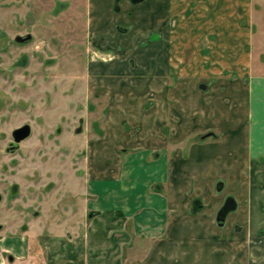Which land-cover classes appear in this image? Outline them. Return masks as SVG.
Here are the masks:
<instances>
[{
    "label": "rangeland",
    "instance_id": "obj_1",
    "mask_svg": "<svg viewBox=\"0 0 264 264\" xmlns=\"http://www.w3.org/2000/svg\"><path fill=\"white\" fill-rule=\"evenodd\" d=\"M253 78L264 0H0V264H264Z\"/></svg>",
    "mask_w": 264,
    "mask_h": 264
},
{
    "label": "crops",
    "instance_id": "obj_2",
    "mask_svg": "<svg viewBox=\"0 0 264 264\" xmlns=\"http://www.w3.org/2000/svg\"><path fill=\"white\" fill-rule=\"evenodd\" d=\"M251 83H252L251 89L252 90L255 89L259 97L258 99L259 104H256L255 107L252 106L253 109L250 108L249 110V114L252 116V120H249V122L248 121L245 122L246 123L245 130L240 131L239 129L240 123L235 124L234 126H232V128L230 127V129L227 130L223 128L220 129H222L223 132L222 138L224 139V141H229L231 139L236 144H240L244 146L245 148L248 149V152L250 153L253 161H256L257 159L261 158L264 163V80L259 78L258 79L253 78V81H251ZM207 138H212V135L211 134L210 136L208 135ZM206 151H208V148L206 149ZM216 152L218 153V150H216ZM221 169H224V166L223 165L219 166L218 162H216V166L208 168L206 172L208 174H218L222 172ZM208 238H210V236L209 237L207 236L205 239ZM219 238L220 237L217 236L216 240H219ZM216 247L218 251H221V249H223V246H221V248L219 249V244H217ZM47 262H48L47 264H54L49 259L47 260Z\"/></svg>",
    "mask_w": 264,
    "mask_h": 264
},
{
    "label": "water",
    "instance_id": "obj_3",
    "mask_svg": "<svg viewBox=\"0 0 264 264\" xmlns=\"http://www.w3.org/2000/svg\"><path fill=\"white\" fill-rule=\"evenodd\" d=\"M26 127H21V128H18L16 131H15V136H16V139H19L21 137H23L25 134H26ZM233 203V199L230 198V200H228L227 202H225V204L223 205L222 209L223 210H226L228 205L229 204H232Z\"/></svg>",
    "mask_w": 264,
    "mask_h": 264
},
{
    "label": "trees",
    "instance_id": "obj_4",
    "mask_svg": "<svg viewBox=\"0 0 264 264\" xmlns=\"http://www.w3.org/2000/svg\"><path fill=\"white\" fill-rule=\"evenodd\" d=\"M233 206H235V205H233ZM233 206H232V207H233Z\"/></svg>",
    "mask_w": 264,
    "mask_h": 264
}]
</instances>
